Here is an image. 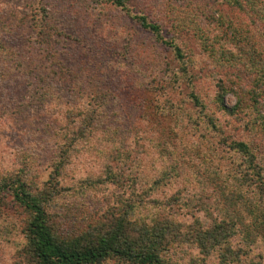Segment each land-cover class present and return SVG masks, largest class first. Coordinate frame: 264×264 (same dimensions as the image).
Masks as SVG:
<instances>
[{
  "label": "rangeland",
  "instance_id": "374dc122",
  "mask_svg": "<svg viewBox=\"0 0 264 264\" xmlns=\"http://www.w3.org/2000/svg\"><path fill=\"white\" fill-rule=\"evenodd\" d=\"M115 1L0 0V178L23 174L28 184L56 192L58 213L70 207L78 220L94 224L123 213L127 198L136 199L132 183L140 196L150 189L152 180L143 183L141 174L154 180L169 171L168 187L150 192L151 204L140 207L137 217L163 218L165 210L191 224L197 210L190 199L215 214L234 210L227 199L238 202L236 210L249 204L251 210L241 213L261 229L264 176L261 182L247 171L251 156L264 168V0H240L252 2V12L233 0H124L126 9ZM137 15L162 23L164 36L185 49L184 60L144 29ZM209 15L235 22L254 56L244 54L236 67L239 58L230 65L227 58L214 62L199 44L213 41L208 28L202 27L206 38H198L193 29L176 33L170 26L178 19L208 22ZM47 31L52 38L42 44L39 34ZM194 95L202 105L192 103ZM165 105L181 108L166 114L160 111ZM87 116L92 122L84 128ZM237 142L248 151L235 149ZM108 167L123 187L87 183L106 176ZM176 194L181 202L172 209L164 205ZM155 201L164 207L154 209ZM25 218L5 195L0 264H21ZM260 249L255 254L264 245ZM197 250L173 249L172 263L188 264Z\"/></svg>",
  "mask_w": 264,
  "mask_h": 264
},
{
  "label": "trees",
  "instance_id": "16d2710c",
  "mask_svg": "<svg viewBox=\"0 0 264 264\" xmlns=\"http://www.w3.org/2000/svg\"><path fill=\"white\" fill-rule=\"evenodd\" d=\"M233 1L240 10L252 12V2ZM115 3L126 9L124 0H116ZM127 14L130 16L129 11ZM212 16L205 17L208 22L202 18L198 24L193 18L190 21L178 19L175 24L171 23L170 26L176 30V33L193 29V35L198 38H206L205 34L208 31L213 33V41L206 42L205 39H201L199 44L202 51L209 54V58L214 62H224L223 60L227 58L225 63L228 62L230 65L235 62L236 58H239V62L234 63V67H236L240 64L244 54L254 56L250 50H246L244 47L248 45L246 39L248 35L245 36L244 31L241 28L238 29L235 22L229 18H222V21H219ZM135 18L144 29L151 32L162 46L174 48L175 56L180 61L184 60L185 49L164 36L162 23L151 22L144 15H137ZM197 18L199 17L197 16ZM43 23L44 20L37 25L41 27ZM46 24L49 22L46 21ZM202 27L208 28V31L205 32ZM48 33L49 31L46 34H39L42 44V39L47 42L50 37L52 38V34ZM55 33L58 36V32ZM202 35L204 36L202 37ZM153 59L156 60L155 52ZM183 65L181 66L182 70L186 68ZM168 70L171 72L170 67ZM186 71L187 69H185ZM172 73L173 77L177 78V72ZM153 88L155 87L153 86ZM55 94L52 93L51 96H55ZM220 101L222 102L223 98ZM192 103L198 106L202 105L196 95L193 96ZM221 105L223 109H227L224 106V101ZM160 108L161 112L168 114L170 110L175 113L180 111L181 106L177 109L172 105L160 106ZM257 115L261 117V114ZM86 120L88 123L92 122L90 116L86 117L85 122ZM87 122L84 123V128L88 126ZM79 136L84 137L82 132ZM72 140H77V137L73 136ZM110 146L114 148L112 143ZM233 147L239 151H248V145L244 142L234 143ZM109 153L111 158L115 156L113 151ZM251 157L252 160L248 162L247 174L252 173L257 180L261 179L262 182L264 168L256 165L255 157ZM131 161L136 167L139 164L135 159ZM62 166L60 161L55 170L57 176H59ZM168 173L169 171H161L160 177L154 180L150 173L141 174L143 183L152 180L150 189L143 191L140 196L136 192L138 183L134 182L135 185L132 183L130 189L136 199H125L127 204L122 201L123 213L112 215L106 223H102L100 220L94 224L92 222L86 224L82 220H78L73 216L74 213L70 207H67L64 213H58L56 192L48 191L47 187H39L33 183L28 184L23 174L0 178V207L4 204L5 195L12 196V201L26 213L23 227L25 242L17 250L19 262L21 264H104L106 261L115 259L125 264H173L171 251L182 246H191L198 249V253L189 260L188 264H264L260 262L264 259V252L260 251L255 254L264 245V225L260 229L257 224L245 221L246 217L242 213H246L247 208L251 210L248 207L249 204L246 205L247 208L239 207L236 210L238 202L226 199L234 210L227 209L215 214L214 210L206 203L201 205L196 200L190 199V205L196 206L197 210L196 219L191 224L179 221L175 214H169L165 210L162 213L163 218L137 217L140 207L151 204L147 198L150 192L158 191L162 186L168 187V180L171 177ZM122 182L114 170L108 167L106 176L101 177L100 175L91 178V181L87 183L92 184L93 187L105 184L123 187L125 184ZM134 187H137L136 190L133 189ZM179 196L176 194L172 198L170 197L164 205L168 204L172 209L175 204L173 202H177L178 199L180 202L183 200L182 196ZM154 204V209L155 206L157 209L164 207L160 201H155ZM200 213H203L204 216H199ZM252 254L259 256L260 260L255 261ZM215 257L218 261L215 260Z\"/></svg>",
  "mask_w": 264,
  "mask_h": 264
}]
</instances>
